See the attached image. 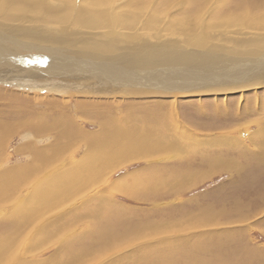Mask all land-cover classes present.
Masks as SVG:
<instances>
[{
    "label": "rangeland",
    "instance_id": "obj_1",
    "mask_svg": "<svg viewBox=\"0 0 264 264\" xmlns=\"http://www.w3.org/2000/svg\"><path fill=\"white\" fill-rule=\"evenodd\" d=\"M214 4L225 12H235V6L240 5L242 16L254 5L261 7L264 13V0H108V8L113 15L116 12L118 20V33L111 37L108 26L102 28L95 24L94 9L100 5H93L91 0H0V63H4L0 73L21 75L26 72L33 77L30 80L28 76L0 79V124L11 127L0 154V172L31 163L30 145L40 148L54 143L59 126L55 128L51 124L57 118L73 120L83 131L93 133L100 131L102 120L112 114L122 119L118 125L122 123L120 128L124 131H128L129 126L156 125L159 128L155 129L156 133L159 132L158 136L163 137L162 142L166 144L162 147L166 153L157 148L158 153L142 152L143 155L126 156L124 152L121 160H114L105 169H97L101 180L90 185L92 187L77 190V186L76 191L65 196L67 210L80 206L86 197L89 205L82 203L80 207L90 208L91 204L95 207L96 194L118 205L124 224L122 228L118 224L109 228L115 234L110 246L103 245L97 229L104 222L101 214L100 221L91 227L80 222L72 224L75 215L66 213L64 218L69 225L53 232L52 238L42 234L25 236L24 244L26 242L31 250L21 261L59 264L65 256L80 250L83 257L91 258L90 264H264V85L260 83L264 78V49L255 58H244L235 52L241 44L239 41L247 44L264 33L246 30L241 25L226 27L222 14L228 13L223 12L218 17ZM185 10L190 20L181 28L178 24L184 22L181 18ZM58 14L66 16L65 20H58ZM110 26L115 27V24ZM186 27L194 32L185 30ZM202 30L205 39L199 40ZM161 42L173 43L181 51L184 48L215 60L201 65L206 71L215 72L214 69L232 63L250 67L243 69L245 73L239 79L228 78L226 71L205 76L209 79L219 75L224 81L216 85L222 84L225 88L238 85L237 89L197 90L198 95L192 97L185 95L188 91L170 90L164 79L153 77L151 73H144L142 79L121 78V88L114 86L112 91L110 87L98 91L99 85L85 80V74L79 72L78 68L91 60L103 64L100 59L89 56L95 45L112 47L107 54L115 55V64L136 67L146 56L139 50L152 49ZM247 45L248 53L255 51L253 43ZM51 65H59L52 66L57 72ZM158 66L138 70L163 72L162 77L178 80L179 86L197 83L189 81V76L196 74L198 64L163 65L169 69ZM65 67L74 70L73 77L66 73ZM146 78V83L161 91L143 89L140 84ZM36 118L45 124L40 132L29 125ZM20 123L24 127L15 128L14 125ZM172 139L176 143L171 145ZM60 143L67 141L61 138L56 145ZM58 148L57 166L71 168L79 162V168L86 169L88 163L83 158L89 146L85 141ZM31 181L17 196L31 191L35 186V181ZM147 194L150 196L145 198ZM10 203L0 205V232L5 223L1 214L9 209ZM58 213L56 209L47 215ZM86 214L94 216L92 211ZM137 233L142 240L131 239H136ZM140 256L149 258L150 262L146 263Z\"/></svg>",
    "mask_w": 264,
    "mask_h": 264
},
{
    "label": "bare ground",
    "instance_id": "obj_2",
    "mask_svg": "<svg viewBox=\"0 0 264 264\" xmlns=\"http://www.w3.org/2000/svg\"><path fill=\"white\" fill-rule=\"evenodd\" d=\"M91 3L93 5L94 4L100 5V8L96 9V7H95V9H94L95 24L101 26L102 28H105L108 26L107 27V29L109 31L108 33L110 35H112L111 37H113V35H117L118 30L116 27L118 26V20H117L116 12H114V15H113L112 11L109 10L108 0H91ZM254 6L255 7H252V8H254L255 10H253L251 7L247 8L245 16H242L243 11L240 13V8H239V7H241L240 5L235 6V8H234L235 12H229V10L227 12H225L224 9L218 8L216 4H214L213 7H216V11H218V17L223 12L228 13V14H222L225 17L226 27H227V25L229 27L232 25H235V27H236V25L237 26L241 25L246 30L247 29H251V30L256 29V30L262 31L261 33L263 34L264 33V13H263L261 7L257 8L258 5H254ZM40 7H42V6H40ZM46 7H48V6H46ZM256 10H257V12H256ZM195 12H193L192 14L194 15ZM152 16H153V14H152ZM65 17L63 15L58 14L57 19L61 20V19H64ZM181 20H183L184 22H181L178 25H179V27L182 28L190 20V18L188 17V15L186 13V10H185L184 16L181 18ZM112 23L115 24V27H112V26L109 27V25H111ZM63 26H65V25H63ZM240 29H242V28L241 27L238 28V30H240ZM185 30H189L192 33L194 32V30L190 27H186ZM204 35H205V33L203 31L202 33H200L198 35L199 38H201V39H199V38L198 39L204 40L205 39ZM102 36H104V35H102ZM142 36H143V34L141 33L140 37H142ZM189 36H191V34ZM55 40H56V38H55ZM109 40H110V38H109ZM239 42L241 44L235 50L236 55L244 57V58H249V57L255 58L260 53H262V51L264 49V34L258 38H255L254 41L248 42V43H253L255 45V51H252L249 53L247 52V50H248L247 44L248 43L246 44L245 41H239ZM159 44L160 45L152 46L153 47L152 49L147 48L145 50H139L142 54L144 53L146 56L143 57V59H141L139 62L137 61L138 63L136 64V67H131V66L125 67L126 66L125 64H124L125 66L115 64V62H117V60H115V58H116L115 55L109 56L107 54L110 50L113 49L112 47L106 46L105 44L102 46L95 45V49H93V51L90 53L89 56H91L95 60L100 59V61L103 64H98L96 61L91 60L88 63H83L82 68H78V69H79V72L85 74V80H90L91 82H93V84L99 85L98 91H103L105 89H108L109 87H110V91H112V88L114 86L121 88L122 87L121 85H123V80H120L121 78L127 77V78L131 79V78L136 76V78L142 79V77L144 76V73L145 74L151 73L153 75V77L164 79L165 83H167L166 87L170 88V90L188 91L189 94L187 93L185 95L192 97L193 95H195V96L198 95V94H195L197 92H200L197 90L214 92L216 90L228 91V89L236 88L238 85H234V87H232V88L222 87L223 86L222 84L216 85L215 84L216 82L224 81V79H221V77L219 75L217 77L209 78V79H205V76H210L214 73H221L222 71H226L228 78L239 79L243 75V73H245V71L243 69H245L248 66V65H243V64H239V63H232L230 66L220 67L218 69H214L215 72L206 71L205 68L202 67L201 65L214 63L215 60L214 61L208 60L207 56L200 55V53H190L189 51H187L184 48H183V51H181L180 49H178L179 46H177L173 43H162L161 42ZM0 54H1V51H0ZM120 57H122V56H120ZM5 61H7V60H5ZM243 61H245V60H243ZM56 63H54V64H56ZM118 63H120V62H118ZM180 63H187L188 65H192V66H196V64L199 65V67H197L199 69H196V71H197L196 74L194 76H192V75L189 76V81L190 80H192V81L196 80L197 83H187L189 85L182 84V86H179L180 82H178V80L174 81V79L172 78L173 79V81H172L171 77H169V79H171V81H170L169 79L162 77L161 74L163 72H157V71L155 72L154 71L152 73L151 71L142 72V70H138V69L144 68L146 66L150 67V66H154V65H159L158 68L162 67V68L169 69L168 66L179 65ZM3 64H2V62L0 63V69L3 68ZM7 64H5V65H7ZM67 65L70 66L71 64H67ZM163 65H168V66L163 67ZM52 66L56 67L59 65H51L50 67L52 68ZM263 66H264V63H263ZM249 67H247V68H249ZM32 68H34V67H32ZM65 69H66L67 74H70L72 77L74 76V74H73L74 70L70 71L66 67H65ZM52 70L56 71L57 69L55 70L54 68H52ZM27 71H29V70H27ZM128 72L130 73L129 76L127 75ZM210 72H212V73H210ZM6 73L8 75L4 74V71L2 73H0V79H3V78L8 79L11 77H13V78L14 77L15 78L20 77L21 78V76L23 79H25V77L28 76L26 72H25V74H21V75H17V74L15 75V73L11 74V72H6ZM87 75H89V78L86 79ZM32 78L33 77L28 76V80H30ZM34 78H36V77H34ZM80 79H83V77H81ZM147 80H148V78H146L144 80L143 84H140V86L144 87V88L142 87L143 89H146L148 91L155 92V93H159V91H161V90L157 89L159 87H157V88L151 87L148 83H146ZM139 81L142 83L141 80H139ZM260 83H261V85H264V78L261 80ZM172 86L176 87V88H172ZM178 86H179V88H178ZM244 87H246V85ZM168 88H166V89H168ZM161 89H162V87H161ZM173 91H171V92H173ZM89 93H91V91ZM171 95H178V93H172ZM175 111H174V113H175ZM162 112H164V111H162ZM162 112H160V113H162ZM104 114L107 115L106 113H104ZM227 114H229V113H227ZM36 116H38V115H36ZM58 116H60V115H58ZM61 116H63V115H61ZM44 117H46V116H44ZM48 117H49V115H48ZM107 117L108 118H104V121L102 120V123H101L102 127H101L100 131L93 132V133H87V132L83 131L82 129H80L77 126V124L73 120H70V119L63 120L61 117L60 118L62 120H60L57 117H55L57 119L53 121L51 126L55 127V128L57 126H59L58 127L59 129H58L57 134H56V139H55L56 141L50 145H44L40 148H34V146L32 147L30 145L29 149H31L33 151V161H31V163H29L27 165L23 164L21 166H15L14 168H11V169L8 168L5 171L0 172V205L7 204V201L11 202L9 209L4 213V215L2 216V214H1V217L5 220V223L2 224L4 229H3V231L0 232V264H8V262H11V264H26L23 261H21V259L24 258L23 255L26 254V252L29 253L28 251L31 249L29 246L25 245L26 242L24 244L25 240H23V239L25 238V236L33 237L37 234H42V235H45L47 237L48 235L53 234V232L59 231L62 227H64V226L66 227L67 225H69L68 224L69 222L66 221L64 218L66 213H69V214L72 213V215H75L72 218V224L76 225L78 222H80V223H84L86 225L90 224L91 227L93 226V224H97V222L100 221L99 215L101 214V218L103 217L102 220L104 222H102V224H100L97 229L100 232V238L102 239L103 245L104 246H110L112 239L115 237V234L114 233L112 234V232L109 230V228L113 224H118L119 227L122 228V224H124V221H122L123 214L118 212V208H117L118 205L114 202L107 200L106 197H104L102 194H96L94 197L96 200L95 201L96 205L94 204L95 207H91V206H93L92 204L90 205V208L80 207L82 203H85L84 205H86V206L89 205V204H87L89 199H88V197H86V198L81 200L80 206L73 207L71 210H67V208L64 207V203L66 202L65 196L68 195V193H70L72 191H76L75 187H77V186H79V188L77 190H81L84 188L87 189V187L94 184V182L101 180V179H99L100 171H98L97 169H101V170L105 169V167L109 166L111 164V162H113L114 160H116V161L121 160L124 152H127L126 156L134 154V153H139V154L143 155L142 152H145V153L156 152V153H158L157 152L158 150H156V148H157L162 153L163 152L166 153L165 149L163 150V148H162L166 144L164 142H162L164 140V138L163 137L161 138L158 136V135H160V134H158L159 132L156 133V130H158L159 128L157 129V126L155 124H154L155 127H153V125L152 126L151 125H145L143 128L140 126H136V127H134V126L130 127L129 126L128 131H124L120 128L122 123H120L118 125L119 121L123 122L122 119H117L112 114H110V116H107ZM122 118L124 119V117H122ZM29 122H28V124H29ZM125 122H127L126 119H125L124 123ZM147 122H150V121L148 120ZM21 123L14 125L15 128L18 126H20V127L23 126V125H21ZM24 123H25V121H24ZM31 124L39 132L41 130H44L45 124L42 121H40L38 118H36L34 121H31V123L29 125H31ZM29 125H27V126H29ZM7 126H10V125L3 126L2 124H0V154H1L2 149L4 148L3 145L5 143L4 141H5V137L7 135V132L11 128V127L8 128ZM181 127H183V126H181ZM172 128H174V127L172 126ZM172 128L169 130L170 132H171ZM178 128H180V127H178ZM183 131L185 132V130H183ZM170 132L168 134H170ZM179 132H180V130H179ZM43 133H46V132L44 131ZM43 133H41V134H43ZM61 138H63V141L65 138L67 143L66 144L60 143V144L56 145L58 139H61ZM171 138H172V136L170 137V139ZM192 139H194V138H192ZM81 140L85 141L89 146L87 153H85L87 155H86V157L83 158V160H85V162L88 163L86 169L84 170V168H79L80 167L79 162H76V164H74V166L71 168H66V167L62 168L59 165L57 166L56 158H57V154L59 152L58 147H60L61 145L68 146V144H70V143L75 145V141L79 142ZM166 143H168V142H166ZM170 143L172 145L176 142L173 141V139H172L170 141ZM23 147H25V146H23ZM169 147H170V145H169ZM171 149H172V147H171ZM28 150H26V151H28ZM173 150H174V148H173ZM216 157H217V155H216ZM216 157H215V159H213L214 162H216V160H217ZM83 160L81 161L82 163L84 162ZM218 161H220V159ZM66 163H68V162H66ZM221 164L223 165L222 167H224V162L221 161ZM83 165H84V163H83ZM31 180L35 181V184H34L35 186L31 189V191L27 195L17 196L18 191L19 192L21 191V193H22V190H23L22 188L24 187V185L27 182H30ZM84 182H86V183L84 184ZM134 184H135V182H134ZM32 186H33V184H32ZM90 187H92V186H90ZM112 187H114V186L112 185ZM112 187H111V191H112ZM122 188L127 189V187H122ZM54 189H56V191H54ZM142 195H144V194H142ZM148 196H150V195L147 194V196L145 198H147ZM96 197H97V199H96ZM90 198L92 199V197H90ZM141 199H143V198H141ZM85 200H86V202H84ZM79 207H80V209L77 210V208H79ZM56 209H59L58 214L47 215ZM64 210H66V212H64ZM86 211H88V212L92 211L94 213V216L93 215H87ZM126 216L124 215V217H126ZM51 225L53 226L52 227L53 229L49 228V226H51ZM162 232L163 231H161V233ZM62 233L61 234L59 233V234L62 235ZM73 237H76V236L73 235ZM89 237L91 239V236H89ZM120 237H122V236H120ZM50 238H52V235L50 236ZM70 239H72V238H70ZM131 239L136 240V241H140V240H142V237H140V235L137 233V238L135 239V238L131 237ZM95 240H96V238H95ZM158 240H159V238H158ZM176 241H174V242H176ZM99 243L100 242H98V244ZM165 243H167V242H165ZM169 243L170 242H168L167 244H169ZM159 244L162 245L163 242L159 243ZM175 245H176V243H175ZM170 247H172V246H170ZM161 249H163V251H164V248H161ZM201 249H202V247H201ZM189 250H191V249L189 248ZM148 251H149V249H148ZM150 252H152V251H150ZM155 252H156V250H155ZM166 252H168V251H166ZM144 253H146V252H144ZM171 254H173V253L171 252ZM140 257H142V256H140ZM155 257L156 256L154 255V258ZM142 258L144 259L145 257H142ZM148 259L149 258L144 259L146 261V263H147V261H149ZM90 261H91V258H89V256L83 257L82 253L79 250L75 254H70V255L65 256V260H62L61 263H59V264H90ZM93 261L95 262L96 259H93ZM165 263H166V260H165ZM30 264H40V263L32 262ZM135 264H137V263H135Z\"/></svg>",
    "mask_w": 264,
    "mask_h": 264
}]
</instances>
